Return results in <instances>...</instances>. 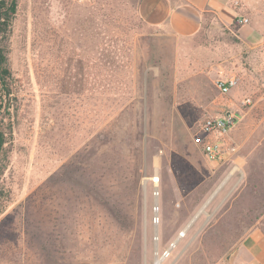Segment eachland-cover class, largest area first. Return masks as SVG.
<instances>
[{"label": "rangeland", "instance_id": "1", "mask_svg": "<svg viewBox=\"0 0 264 264\" xmlns=\"http://www.w3.org/2000/svg\"><path fill=\"white\" fill-rule=\"evenodd\" d=\"M138 1L16 0L0 264H234L243 236L264 232V44L239 26L164 35ZM230 72L224 95L213 80ZM244 96L235 153L206 159L197 122Z\"/></svg>", "mask_w": 264, "mask_h": 264}, {"label": "crops", "instance_id": "2", "mask_svg": "<svg viewBox=\"0 0 264 264\" xmlns=\"http://www.w3.org/2000/svg\"><path fill=\"white\" fill-rule=\"evenodd\" d=\"M137 14L148 27L167 36L190 37L204 27L232 30L236 17L240 39L252 46L264 44V0H139ZM264 263V232L251 228L240 240L234 264Z\"/></svg>", "mask_w": 264, "mask_h": 264}, {"label": "built area", "instance_id": "3", "mask_svg": "<svg viewBox=\"0 0 264 264\" xmlns=\"http://www.w3.org/2000/svg\"><path fill=\"white\" fill-rule=\"evenodd\" d=\"M247 22L244 16L236 17L237 24ZM238 82L237 73L230 72L224 77L215 78L213 85L219 93L226 95L237 87ZM240 103V106L227 109L222 113L205 114L197 122L192 140L206 159L225 162L235 153L236 147L228 141L229 133L242 120L243 107L250 106L252 99L250 96H244Z\"/></svg>", "mask_w": 264, "mask_h": 264}, {"label": "trees", "instance_id": "4", "mask_svg": "<svg viewBox=\"0 0 264 264\" xmlns=\"http://www.w3.org/2000/svg\"><path fill=\"white\" fill-rule=\"evenodd\" d=\"M16 0H0V179L7 165V137L10 134V126L5 120L10 116L12 84L11 72L6 64V40L10 31L12 20L16 13ZM235 26H238L234 22ZM7 192L0 189V213L4 209V201Z\"/></svg>", "mask_w": 264, "mask_h": 264}, {"label": "bare ground", "instance_id": "5", "mask_svg": "<svg viewBox=\"0 0 264 264\" xmlns=\"http://www.w3.org/2000/svg\"><path fill=\"white\" fill-rule=\"evenodd\" d=\"M233 171L231 170V171H229V172H227L226 174H225V176L220 180V182L214 187V189H213V191L210 193V194H208L207 196H206V198L204 199V201L202 202V204L198 207V209L195 211V213L193 214V216L192 217H194L196 214H200V213H203L204 211H205V207L208 205V203L211 201V199L214 197L212 194L213 193H217L221 188H223L224 187V185L231 179V177L233 176ZM155 179H157V178H155ZM214 194V195H215ZM191 220V219H190ZM189 220V221H190ZM188 221V222H189ZM188 222L181 228V232H183V230L187 227V224H188ZM184 233V232H183ZM51 235H52V233H51ZM175 240V239H174ZM173 243V242H172ZM172 243H171V246H170V248L173 246L172 245ZM31 251H32V256L33 257H36L37 259H39V257H40V255H39V250H38V248H37V246L35 245V246H33L32 248H31ZM45 254V253H44ZM51 256H52V258L54 259V260H56L55 262H54V264H68L66 261H64L63 259H60V255H58V254H55V253H52L51 254ZM161 257H159L158 255L155 257V260H154V263L153 264H157L158 263V261H159V259H160ZM45 262V261H44ZM159 264H160V262H159Z\"/></svg>", "mask_w": 264, "mask_h": 264}, {"label": "water", "instance_id": "6", "mask_svg": "<svg viewBox=\"0 0 264 264\" xmlns=\"http://www.w3.org/2000/svg\"><path fill=\"white\" fill-rule=\"evenodd\" d=\"M214 194H215V193H213L212 195L214 196ZM197 216H198V214H196L194 217L191 218V220L188 222L187 227L183 230V232L186 231V229L192 224V222L195 220V218H196ZM183 232H180V234H179V235L175 238V240L173 241L172 245H174V244L177 242V240L179 239V237H180L181 235L184 234ZM229 257H230V256H229ZM161 259H162V257L159 259V261H158L157 264H159V262L161 261Z\"/></svg>", "mask_w": 264, "mask_h": 264}]
</instances>
